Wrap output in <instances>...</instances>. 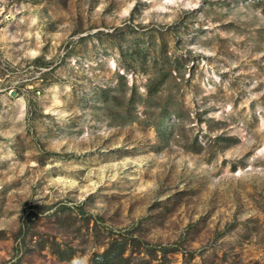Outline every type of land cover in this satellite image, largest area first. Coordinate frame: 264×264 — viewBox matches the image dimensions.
Instances as JSON below:
<instances>
[{
    "label": "rangeland",
    "instance_id": "obj_1",
    "mask_svg": "<svg viewBox=\"0 0 264 264\" xmlns=\"http://www.w3.org/2000/svg\"><path fill=\"white\" fill-rule=\"evenodd\" d=\"M110 249L264 264V0H0V264Z\"/></svg>",
    "mask_w": 264,
    "mask_h": 264
},
{
    "label": "trees",
    "instance_id": "obj_2",
    "mask_svg": "<svg viewBox=\"0 0 264 264\" xmlns=\"http://www.w3.org/2000/svg\"><path fill=\"white\" fill-rule=\"evenodd\" d=\"M37 63L39 64V66H43V67H47L50 64V62L42 61V59H39ZM158 86H159L158 85V82L151 83L149 85V87H148V89H149L148 92H150V94H154V92L156 91L155 87H158ZM167 119H168V116L166 114V115H164V116L161 117L160 123L157 124L158 129H159L160 132L165 127V122L167 121ZM32 215H35V214H32ZM32 215H30V218H31ZM110 253H111V249L108 250L103 255V257L106 259V261L104 260V262L102 264H115L113 258H110ZM62 258H64V256H62Z\"/></svg>",
    "mask_w": 264,
    "mask_h": 264
},
{
    "label": "water",
    "instance_id": "obj_3",
    "mask_svg": "<svg viewBox=\"0 0 264 264\" xmlns=\"http://www.w3.org/2000/svg\"><path fill=\"white\" fill-rule=\"evenodd\" d=\"M15 94V92H13V95Z\"/></svg>",
    "mask_w": 264,
    "mask_h": 264
}]
</instances>
